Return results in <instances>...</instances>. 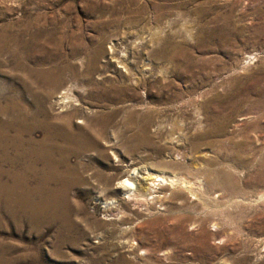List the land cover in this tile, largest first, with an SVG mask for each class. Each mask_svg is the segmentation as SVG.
<instances>
[{"label": "rangeland", "instance_id": "1", "mask_svg": "<svg viewBox=\"0 0 264 264\" xmlns=\"http://www.w3.org/2000/svg\"><path fill=\"white\" fill-rule=\"evenodd\" d=\"M1 127L0 264H264V0H0Z\"/></svg>", "mask_w": 264, "mask_h": 264}, {"label": "bare ground", "instance_id": "2", "mask_svg": "<svg viewBox=\"0 0 264 264\" xmlns=\"http://www.w3.org/2000/svg\"><path fill=\"white\" fill-rule=\"evenodd\" d=\"M73 88V87H72ZM75 88V87H74ZM70 92H72L71 89H69ZM63 93V92H62ZM66 94V92H65ZM73 94V93H72ZM59 96V95H58ZM66 95H62L59 100L60 101H64V98L66 99ZM70 100V98L68 99ZM75 100V99H74ZM70 102V101H69ZM68 103V102H66ZM78 103V102H75ZM60 105V104H59ZM68 106V105H67ZM64 108V107H62ZM65 109V108H64ZM44 115L45 120H47L46 118V114L44 111H41ZM23 117V116H22ZM24 118V117H23ZM82 120V119H81ZM15 122L17 121V118H15L14 120ZM84 121V120H83ZM79 122V121H78ZM82 122V121H81ZM80 122V123H81ZM31 123H37V122H31ZM64 123V122H63ZM48 125H51V123H47ZM34 126V125H33ZM33 126H21L17 129V131L19 132V137H20V141L21 143L19 145H15L13 146L14 152H15V157L12 159V161L17 162V163H28L29 167H21L16 174L17 175H26V174H30L31 171H34L35 168L37 169V165L39 163L40 160L42 159H46L47 157L50 158V153L52 152V150L48 149L45 147V143L47 142V140L52 136V133L49 132L47 134V138L46 140H42L41 142H36L34 140L31 139V144L30 142H23L24 144H30L29 148H25L24 144L22 143V135L25 134L27 135L29 133L30 137L33 133ZM5 128V127H3ZM67 128L65 125L63 126H57V127H52L53 132L55 135L60 136L63 134V129ZM7 130V129H6ZM9 131V130H8ZM25 132V133H24ZM8 136L7 133L5 131H2V127L0 130V143L2 145H6V147H10V145H12L13 143H11L8 140ZM177 141V140H176ZM180 143V142H179ZM182 143V142H181ZM174 144V143H173ZM109 145V144H108ZM111 145V144H110ZM97 144L94 141H90L87 145L86 148H96ZM1 158V156H0ZM3 158L8 159L9 155L7 153L4 154ZM199 165V164H198ZM139 170V169H138ZM1 171V169H0ZM149 173V172H148ZM156 175L155 177H151L150 174H148L147 176L145 175V173L140 172V171H134L131 175V177H127L125 178V180L121 179L119 181V186L121 188L127 187L129 188L130 192L132 191L133 195L137 196V197H147L149 196L153 191L155 185H158V181L159 183L163 184L165 182H167V178H165L164 176H160ZM188 177V176H187ZM194 177V176H192ZM178 180V179H176ZM185 180H187V178H185ZM183 181L184 184L182 185H187L185 183H187L186 181ZM169 181V180H168ZM191 181V180H190ZM181 182V181H180ZM179 182V183H180ZM175 181L172 180L170 181V185L174 186ZM178 183V184H179ZM182 183V182H181ZM190 183V182H189ZM177 184V183H176ZM190 185V184H189ZM202 185V184H201ZM160 186V185H159ZM180 186V185H179ZM178 186V187H179ZM190 186H194L190 185ZM185 187V186H184ZM195 187V186H194ZM201 187V186H199ZM161 188V187H160ZM173 188V187H172ZM180 189V188H179ZM178 189V190H179ZM186 189V188H185ZM187 189H189L190 192H193V188L192 187H188ZM124 190V189H123ZM174 192H176V190H174ZM195 192V190H194ZM193 192V193H194ZM178 193V192H177ZM192 193V194H193ZM196 193V192H195ZM196 195V194H195ZM198 195V194H197ZM129 196V195H128ZM170 197V196H169ZM168 199V198H166ZM144 200V199H143ZM204 202V201H203Z\"/></svg>", "mask_w": 264, "mask_h": 264}]
</instances>
